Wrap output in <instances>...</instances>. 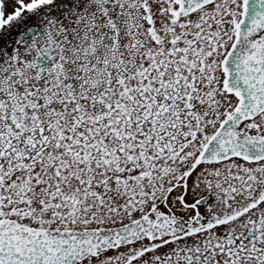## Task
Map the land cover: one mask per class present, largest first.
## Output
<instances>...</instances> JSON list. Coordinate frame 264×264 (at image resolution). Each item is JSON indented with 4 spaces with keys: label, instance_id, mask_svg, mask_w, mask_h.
Instances as JSON below:
<instances>
[{
    "label": "snow or ice",
    "instance_id": "snow-or-ice-1",
    "mask_svg": "<svg viewBox=\"0 0 264 264\" xmlns=\"http://www.w3.org/2000/svg\"><path fill=\"white\" fill-rule=\"evenodd\" d=\"M0 264H264V0H0Z\"/></svg>",
    "mask_w": 264,
    "mask_h": 264
}]
</instances>
